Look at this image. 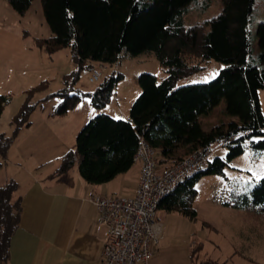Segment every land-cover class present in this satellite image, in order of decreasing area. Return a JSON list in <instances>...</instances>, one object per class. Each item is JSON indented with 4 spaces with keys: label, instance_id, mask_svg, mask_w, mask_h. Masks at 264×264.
I'll return each instance as SVG.
<instances>
[{
    "label": "trees",
    "instance_id": "trees-1",
    "mask_svg": "<svg viewBox=\"0 0 264 264\" xmlns=\"http://www.w3.org/2000/svg\"><path fill=\"white\" fill-rule=\"evenodd\" d=\"M24 15L34 0H6ZM51 34L36 39V44L53 53L69 47L79 69L93 63L113 65L122 55L153 53L165 71L160 81L149 72L138 76L140 94L132 102L127 118L99 113L78 130L75 151H67L53 175L68 171L77 161L80 176L88 183L102 184L128 171L140 139L156 149L158 162L169 166L187 154L212 150L215 143L227 152L224 158L211 156L208 163L188 175L159 203L158 209L178 212L190 220L197 217L193 206L196 183L204 175L224 174V168L250 147L255 157L264 153V115L258 90L264 88V19L257 26L258 52L253 56L250 21L255 0H221L215 16L184 24L189 6L200 0H39ZM206 6L209 0H204ZM197 62H191V59ZM216 60L224 64L208 82L177 86L183 77L203 68L201 62ZM73 79L78 72L73 73ZM121 72L112 73L89 93H70L62 97L52 115L65 114L82 96H88L97 110L110 99ZM9 98L0 94V117ZM225 101V112L237 119L205 131L200 117ZM24 106L15 117L16 129L29 122ZM14 136V135H13ZM13 136L0 132V157L13 142ZM4 164L0 161V166ZM17 182L9 179L0 185V264H8L10 241L19 226L21 197ZM226 206L264 214V177L247 192L233 193ZM199 246V245H198ZM200 248V247H199ZM195 247L192 250L195 252ZM197 264H225L202 258Z\"/></svg>",
    "mask_w": 264,
    "mask_h": 264
},
{
    "label": "rangeland",
    "instance_id": "rangeland-1",
    "mask_svg": "<svg viewBox=\"0 0 264 264\" xmlns=\"http://www.w3.org/2000/svg\"><path fill=\"white\" fill-rule=\"evenodd\" d=\"M200 2H204L203 5L200 4L198 7L190 5L183 16L186 26L207 20L221 10V0H209L206 6L204 0ZM263 19L264 0H255L249 25L253 56L259 49L257 26ZM50 34L39 0H34L24 15L18 14L6 0H0V94L9 98L0 117V132L14 135L6 158L16 156V143L28 142L32 138L49 139L46 145L51 151L52 159L64 150L74 152L76 134L89 117L99 113H106L113 118L128 116L132 102L141 92L138 83L140 73H152L158 81L165 77V71L155 55L148 52L134 57L122 55L119 62L104 66L99 81L90 82L91 71L99 67L98 63L79 69L69 47L53 53L40 48L36 44V39L48 37ZM191 62L195 63L197 59L193 58ZM201 65L203 66L201 70L183 77L177 82V86L208 82L224 67V64L213 59L201 62ZM75 72H78V76L73 79ZM115 72H121L123 78L116 84L102 110L95 109L89 97L85 95L65 114H51L62 99L56 95L62 89L71 88L70 93H89L94 91L106 76ZM258 95L264 115V88L258 90ZM223 102L214 107L209 114L200 117L205 131L230 120V116L225 112V101ZM24 106L29 109L27 116L29 124H20L16 129L15 117ZM59 140L65 142V147L56 142ZM49 141L52 144H49ZM213 151V156L224 158L227 149L222 144L215 143ZM190 154L192 153L187 154L183 150L177 151V155L181 156L180 160ZM6 158L0 157V161L2 159L5 164ZM73 167L74 165L70 169ZM9 169L4 172L7 174L9 172L12 176L14 166L10 165ZM47 170H52V167ZM138 170L140 163L134 162L128 171L117 174L112 182L117 196L129 194ZM263 177L264 153L260 157H255L250 147H247L244 153L227 164L224 174L204 175L196 183L197 194L193 206L199 213L195 220H190L181 213L167 212L163 209H159L158 215L160 220H164L166 216L170 224L168 227L170 234L187 236V239L179 238V245L184 243V239L192 238L189 234L193 227L201 225L204 227L198 233L196 231L193 233L196 241L192 260L194 264L202 258L215 259L225 264H264V214L223 204L232 199L233 193L247 192ZM179 217L191 221V228L180 223Z\"/></svg>",
    "mask_w": 264,
    "mask_h": 264
},
{
    "label": "crops",
    "instance_id": "crops-1",
    "mask_svg": "<svg viewBox=\"0 0 264 264\" xmlns=\"http://www.w3.org/2000/svg\"><path fill=\"white\" fill-rule=\"evenodd\" d=\"M229 118L237 119L236 116ZM47 140L32 138L16 143V156L7 157L5 164L0 166V185L9 179L15 180V195L21 197L19 226L11 237L8 264H100L106 230L98 223V209L90 201V195L117 196L112 182L119 174L108 182L91 184L80 176L76 161L73 169L53 175L66 150L52 159ZM56 142L65 147L62 140ZM180 150L187 153L186 149ZM10 165L14 166L12 176L4 172L10 170ZM51 167L52 170H47ZM139 176L140 170L127 196L134 194ZM178 220L191 228V221L181 217ZM158 221V243L147 264H194L192 248L196 241L193 233L204 227H193L189 234L192 238L186 240L185 235L170 234L166 216L160 220L158 215ZM179 238L186 239L179 245Z\"/></svg>",
    "mask_w": 264,
    "mask_h": 264
},
{
    "label": "built area",
    "instance_id": "built-area-1",
    "mask_svg": "<svg viewBox=\"0 0 264 264\" xmlns=\"http://www.w3.org/2000/svg\"><path fill=\"white\" fill-rule=\"evenodd\" d=\"M89 76L99 81L104 65L98 64ZM212 150H196L185 159L163 166L156 149L140 139L134 162L140 163V176L132 196L90 195L98 209V223L106 230L100 264H147L158 243L160 201L188 175L204 167Z\"/></svg>",
    "mask_w": 264,
    "mask_h": 264
}]
</instances>
